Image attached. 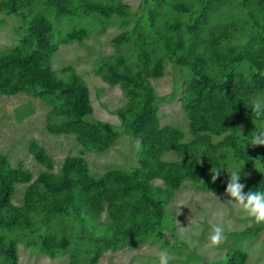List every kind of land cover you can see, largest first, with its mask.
<instances>
[{
    "label": "rangeland",
    "instance_id": "374dc122",
    "mask_svg": "<svg viewBox=\"0 0 264 264\" xmlns=\"http://www.w3.org/2000/svg\"><path fill=\"white\" fill-rule=\"evenodd\" d=\"M28 1L30 9L23 7L19 16L10 11V0H0V60L35 49L30 17L43 14L56 34L50 67L57 80L67 82L74 72L85 82L92 113L67 132L73 116L66 114L71 105L62 90L23 80L15 94L0 91V156L28 173L31 182L43 172L60 174L68 157L82 159L81 177L91 185L86 194L93 203L82 217L72 210H36L19 228L0 226V247L14 243L18 264H89L96 247L97 264H159L165 249L169 264H230L237 251L244 254L242 264H264V224L229 203L226 189L210 186L215 171L227 186L229 172L238 170L240 182L254 190L258 175L264 177V146L248 144L253 132L264 131V115L257 118L251 111L253 100L264 97L259 83L264 79V0H88L104 10L68 0L73 13L59 12L51 0ZM117 4L125 14L108 11ZM176 39L184 51L202 54L206 76L221 82L230 74L231 85L202 86L189 64L172 54L169 45ZM144 55L152 71L146 78L159 131L158 140L145 147L132 125L144 91L125 77L145 74ZM13 71L14 77L19 74V68ZM83 133L101 134V140L86 135L82 142L78 135ZM34 147L52 161V169L34 158ZM142 161L160 171L176 165L181 178L169 188L160 173L152 176L148 187L161 199L163 216L126 233L140 220L132 213L153 211L130 181L143 171ZM28 187L14 186V206L24 205ZM218 224L227 239L208 248ZM50 233L56 242L46 246ZM4 261L0 253V264Z\"/></svg>",
    "mask_w": 264,
    "mask_h": 264
},
{
    "label": "trees",
    "instance_id": "16d2710c",
    "mask_svg": "<svg viewBox=\"0 0 264 264\" xmlns=\"http://www.w3.org/2000/svg\"><path fill=\"white\" fill-rule=\"evenodd\" d=\"M61 13H73L74 7L68 0H51ZM82 4L92 10H104L102 6L92 4L88 0H80ZM29 7L28 0H10V11L16 15L24 16L23 7ZM110 12H117L118 14H125V9L121 4L115 5L114 9L108 10ZM28 31L35 41V49L27 56L21 57L19 55H11L0 60V91L5 94L17 93L23 80L39 83L46 88L56 90L61 89L68 98L71 109L66 112L69 116H73L66 123L65 129L67 132L71 131L70 126L76 124L82 116L92 113V107L89 100V92L85 82L80 79L74 72H71L67 82L57 80L53 70L50 67L51 52L57 47L55 42L56 34L52 29L50 21L41 13H32L28 26ZM76 31L72 32V36H77ZM182 42L180 39L170 42L169 48L172 54L176 55L178 61L189 64L190 68L197 75V79L202 86L220 87L230 86L232 83L231 75L227 74L224 81L209 78L201 70V65L204 60L201 53H194L192 50L184 51L180 46ZM183 50V51H182ZM252 60H256L255 56H249ZM120 62V61H119ZM145 65V74H126L127 79H131L139 88L144 91L141 101L140 111L133 117V131L135 134L142 137V143L149 146L152 142L158 140V120L154 114L151 106L153 98V89L147 81V76L152 74V71L147 69V56L144 55L142 59ZM19 68V74L13 76L14 69ZM110 72H114L115 68L109 66ZM108 82L113 83L111 77H106ZM261 86L264 85V79L259 80ZM125 87V86H124ZM125 90L127 88L125 87ZM210 91V90H209ZM208 91V92H209ZM210 93V92H209ZM86 135H89L93 141L101 140V134H79V140L84 142ZM229 143L238 149L242 158L247 159L242 152L241 147H238L231 136H228ZM34 158L48 169H52V161L44 154V152L34 147L32 149ZM142 172H135L132 175L131 182L134 184L140 193L142 201L152 207V212H134L133 218L140 217L137 224L127 229L126 233H132L137 228H141L146 224H153L154 220H159L163 216L162 201L155 197L149 190L148 180L160 173L166 185L173 188L177 185L178 179L181 178V169L178 166L162 167V171L154 169L147 161H142ZM84 172V164L82 159L75 157H68L60 174H53L49 172L41 173L38 178L31 182V177L25 173L21 168H13L4 156H0V226L7 228H19L27 221L28 216L32 211H44L46 213L65 212L72 210L77 216L82 217L86 209L92 205L93 198L86 193L91 185L82 179L81 175ZM19 183H27L29 187L26 191L25 203L21 207H16L11 203V195L14 191V186ZM249 191L250 185L245 183ZM39 186L44 188V192L39 191ZM211 188L225 190L226 184L218 179L215 183L210 184ZM252 191H264V177L258 175L256 184ZM81 195L78 197V195ZM83 194V195H82ZM118 230V229H117ZM116 233V232H115ZM56 242L53 234H48L44 238V244L49 246ZM62 244L66 245V240ZM0 253L4 256V264H18V255L14 243H9L5 247H0ZM100 257V248L96 247L91 255L89 264H97ZM244 254L242 252H235L230 258V264H242Z\"/></svg>",
    "mask_w": 264,
    "mask_h": 264
},
{
    "label": "clouds",
    "instance_id": "9594fccd",
    "mask_svg": "<svg viewBox=\"0 0 264 264\" xmlns=\"http://www.w3.org/2000/svg\"><path fill=\"white\" fill-rule=\"evenodd\" d=\"M252 115L259 118L264 115V97H257L252 102ZM253 147L264 146V131L253 132L248 141ZM247 144V145H248ZM213 172V171H212ZM220 171L213 172L212 183H215L220 176ZM227 182L225 194L231 197L229 203H234L256 224H264V191L249 190L245 193V184H242L240 171H231ZM225 229L221 225L212 227V234L209 237L208 248H218L226 241ZM169 253L165 249L159 253V264H169Z\"/></svg>",
    "mask_w": 264,
    "mask_h": 264
}]
</instances>
